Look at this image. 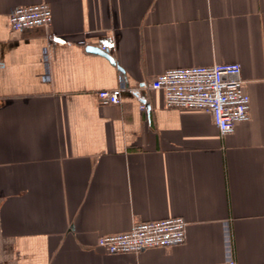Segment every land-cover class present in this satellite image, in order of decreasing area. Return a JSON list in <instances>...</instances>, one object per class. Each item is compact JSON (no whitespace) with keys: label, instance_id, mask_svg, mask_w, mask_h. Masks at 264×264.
<instances>
[{"label":"crops","instance_id":"1","mask_svg":"<svg viewBox=\"0 0 264 264\" xmlns=\"http://www.w3.org/2000/svg\"><path fill=\"white\" fill-rule=\"evenodd\" d=\"M40 3L49 27L10 28ZM215 64L241 65L251 97L225 137L151 88ZM123 82L121 104H101ZM176 217L182 246L97 247ZM228 234L237 264H264V0H0V264H225Z\"/></svg>","mask_w":264,"mask_h":264},{"label":"built area","instance_id":"2","mask_svg":"<svg viewBox=\"0 0 264 264\" xmlns=\"http://www.w3.org/2000/svg\"><path fill=\"white\" fill-rule=\"evenodd\" d=\"M52 9L47 3L16 8L9 16L10 28L23 32L36 27H49ZM102 50L105 47L100 46ZM120 87L98 93L103 105L121 104ZM162 91L168 109L193 110L209 113L222 136L234 133L236 126L250 120L251 97L245 91L242 67L239 64H215L172 69L158 76L151 84ZM187 225L181 217L161 221L136 222L129 232L105 235L98 239L97 247L109 255L140 254L149 249H167L182 246L187 240ZM225 264H237L227 238Z\"/></svg>","mask_w":264,"mask_h":264},{"label":"water","instance_id":"3","mask_svg":"<svg viewBox=\"0 0 264 264\" xmlns=\"http://www.w3.org/2000/svg\"><path fill=\"white\" fill-rule=\"evenodd\" d=\"M88 51L93 52V53H98L101 56H103L106 59H108L112 64H115L114 63V59H112V57L110 56L108 50H101V49H98V48H95V47H89ZM120 70H121L122 73L124 72L122 69H120Z\"/></svg>","mask_w":264,"mask_h":264}]
</instances>
